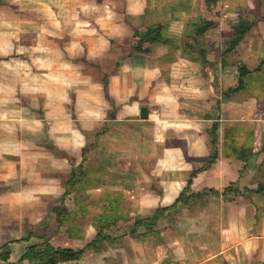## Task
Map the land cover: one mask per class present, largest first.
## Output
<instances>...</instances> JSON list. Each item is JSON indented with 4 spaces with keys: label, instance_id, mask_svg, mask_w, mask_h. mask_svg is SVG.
<instances>
[{
    "label": "crops",
    "instance_id": "0c3cea01",
    "mask_svg": "<svg viewBox=\"0 0 264 264\" xmlns=\"http://www.w3.org/2000/svg\"><path fill=\"white\" fill-rule=\"evenodd\" d=\"M112 1L124 5L126 14L115 29L112 22L109 31L99 29L103 33L96 31L85 45L75 39L62 44V72L48 59L45 79L32 76L30 88L19 89L7 102L13 106L0 103V264H30L19 259L43 238L57 248L84 251L79 261L64 264H264V0L263 14L252 18L240 9L228 10L221 0L210 5L204 0ZM151 14L168 18L154 25ZM241 21L253 24L241 30ZM156 28V42L146 40L136 49L135 33ZM133 48L140 58L131 54ZM164 64L167 83L157 68ZM241 66L250 74L237 93H230ZM162 84L175 98L155 90ZM23 98L29 101L23 104ZM153 101L162 108L155 124H166L177 139V148L165 150L156 162L162 168L169 158L176 167L153 214L134 219L151 218L156 209L173 204L187 184L189 168L195 167L193 172L208 161L214 124L218 154L191 181L189 194L200 197L167 211L180 220L169 223L166 212L148 235L145 226H134L135 220L130 233L119 237L124 229L117 224L129 220L119 211L129 204L96 196L103 189L118 190L124 181L105 185L104 178L133 176L135 162L146 160V141L135 142L131 134L126 157L105 154L102 132L109 124L125 127L119 124L125 122L144 133L146 120L139 109L146 107L151 120ZM184 155L190 161L184 162ZM81 167L84 179L71 186L72 171ZM91 177L99 178L100 187L87 188ZM72 188L76 202L65 198ZM154 236L159 244L146 256L144 241Z\"/></svg>",
    "mask_w": 264,
    "mask_h": 264
},
{
    "label": "rangeland",
    "instance_id": "374dc122",
    "mask_svg": "<svg viewBox=\"0 0 264 264\" xmlns=\"http://www.w3.org/2000/svg\"><path fill=\"white\" fill-rule=\"evenodd\" d=\"M109 1H111L110 4L101 3V0H0V103L7 104L8 101H14V97L16 96L15 92L17 93L19 89H29L32 84V76L35 77L38 75V77L45 79V76H42L45 74L42 70L44 69L45 72L48 59L55 64L54 67H56V72H62L63 67L61 62L64 59V50L61 48L62 44L75 39L81 45H85L88 38L97 36L95 33L96 31H100L99 29L109 31V26H111L110 24H112V22L113 28L115 29V25L118 23L120 17L121 19L126 17L124 11L125 8L124 5H119L112 0ZM120 1L121 0H119V2ZM221 2L224 3L230 11L240 9L242 13L246 14H241L244 15L245 18H252L256 13H258L257 16H260L262 13V7H260L261 0H221ZM259 2L260 4H258ZM188 3L189 2L187 1L185 5L187 6ZM173 8L174 7H172V10ZM110 11H114L113 16L99 19L100 17L109 14ZM165 11L169 12L167 8H165ZM167 18L168 16H166V18L152 16V22L154 25L156 23L162 24ZM239 20L244 19L239 17ZM199 21L200 19L197 21V24ZM252 24L253 23L250 21L240 22L241 27L246 25L248 29ZM100 32L103 33V31ZM102 41L105 42L100 39V42ZM125 42V45L129 44V41H123V43ZM112 44H114V42ZM53 46L57 47V49H55V52L52 51L49 53L48 48ZM72 47L76 48L74 46ZM111 50L113 53H116V49L112 48ZM138 53H140L139 50L137 51L135 48H133V50L131 49V54L140 58L141 54L138 55ZM239 56L245 58L244 51H241ZM105 63L109 64L110 61L106 58ZM139 64L140 61L137 60L136 65L139 66ZM157 68L161 73L159 79H162V81L167 83L169 81L167 77L169 74L167 71L169 68L168 65L164 64L162 67L158 66ZM231 75L234 76V74ZM198 84L202 85L200 82H198ZM162 88L165 91L168 90L164 84H162L160 89L156 88L155 90L157 92L159 90V93H164V96L166 95V97L169 96L168 98H171L172 96L175 98L174 92L170 96L171 91L165 93ZM177 94L178 91H176V95ZM21 100L23 101V104L26 103L24 102L25 100L29 101L28 98H23ZM156 103L157 102L153 101L149 104V107L153 110V116L151 120H146L144 133H142V129H137L133 126H126L125 122L119 123L120 125H123L124 123L125 127L119 128L118 125L109 124L111 128H107L102 132L105 134V136L104 134L102 135V141H105V144L102 143L104 145L102 148L105 154L117 153L122 157H126L128 150L126 139L131 134L135 136V142H137V140L139 143H144L146 141V145L142 147L146 160L145 162H135V170L132 173L133 176L130 175L128 180H126L125 177L104 178V183L106 182L105 185H109L110 183L117 185L118 182L120 183L122 180L124 181L118 190L114 189L110 191L101 189L102 193L96 196L99 201L102 202L107 196V199L108 197H112V201L117 203L119 202L123 205L129 204L127 210H125L126 206H123L125 208L119 211L120 218L129 219L128 221H121L117 224V227L124 229V231L119 234V237L122 235L126 236V234L130 233L132 222L134 223L136 220L133 217H146L153 214V207L158 205L157 198L163 195L160 190L165 188L164 185L166 184L171 185L172 182L170 181V178L174 177V168L176 166H173L172 162H175V160L173 161L167 158V161L163 162L162 166L164 167L162 168L160 163H157L158 161L156 162L158 158L163 157L165 150H174L177 148L175 145L177 141L175 136L176 131L170 129L165 130L166 124H161L163 125L161 128L158 127V124H155L158 122L159 112L161 113L162 111L161 106H157ZM10 106L13 105L10 103L2 105L3 108ZM203 125L208 124L205 123ZM114 127H117L118 130H114ZM216 129L213 131L215 143L218 140L215 134ZM110 133H114V135L116 133L119 134L118 139L110 138L112 136ZM234 133L235 134L231 139L235 137L237 131H234ZM165 134L167 135V138L165 137ZM215 143L214 148L216 150ZM138 149L140 150V148ZM218 150L224 151L221 146L218 147ZM187 161H190V159L186 158L184 155V162ZM126 166L130 167V164H126ZM193 169H195V167L189 168V172H187L188 175L191 174ZM161 173L163 176L166 174V177H161ZM247 177L251 181V176L247 175ZM98 179L99 178L94 179L93 177L88 178L87 188H94L96 186L100 187V180ZM172 180L174 181V179ZM73 189L74 188H72L68 194L65 192V198H68L69 201L76 202V198L73 195ZM170 196H173V194ZM64 199H61L60 201ZM250 209L252 208L250 207ZM57 214L58 212H56V215ZM166 216L171 224L175 223L176 218L179 220L182 218L181 216L176 217V213L173 212H167ZM141 229H143V227H141ZM144 230L146 231V228H144L143 231ZM154 237L156 238L146 239L144 241L146 246V256H149L151 251L154 250V244H159L158 236ZM122 245H124V247L126 246L123 243Z\"/></svg>",
    "mask_w": 264,
    "mask_h": 264
},
{
    "label": "trees",
    "instance_id": "16d2710c",
    "mask_svg": "<svg viewBox=\"0 0 264 264\" xmlns=\"http://www.w3.org/2000/svg\"><path fill=\"white\" fill-rule=\"evenodd\" d=\"M206 4L210 5L211 3H214L216 0H204ZM241 30H248L246 25L243 27H240ZM158 28L154 30H148L145 33H135V36L138 37V41L136 43V49L141 50V44L143 42L149 41V42H156L157 37L160 36V34L157 32ZM238 42V39H236ZM250 74V71L244 67L241 66L239 69V74L237 76V82L235 83L234 87L230 90V93H237L243 86V82L246 76ZM216 128V124L213 125L211 128L210 133V157L208 161L201 166L200 168L194 170L187 181V184L185 188L182 190V192L179 194L178 198L175 199L173 204L169 207L164 208H158L155 210L154 215L151 218L146 219H140L135 221L134 226H145L146 227V235L152 232V229L155 228V222L158 220H162L164 218V215L167 211L176 208L179 204H188L193 198H199L200 195L198 194H189L190 192V184L192 179L200 172L207 170L211 164L216 160L217 154L216 150L214 148V135L213 131ZM100 136V134L98 135ZM94 148V145L86 147V149L83 150L82 155L85 157L86 154H88L92 149ZM82 166V165H80ZM85 175L82 172V167L75 169L72 171L71 179H70V185H76L80 183L84 179ZM84 251L83 250H72L67 248H57L53 246L50 241L47 238H43L41 242H38L36 244L29 245L25 249L24 255L19 259V262L22 261H28L30 264H64L67 262H74L79 261L83 256ZM6 259V258H4Z\"/></svg>",
    "mask_w": 264,
    "mask_h": 264
},
{
    "label": "water",
    "instance_id": "95a60500",
    "mask_svg": "<svg viewBox=\"0 0 264 264\" xmlns=\"http://www.w3.org/2000/svg\"><path fill=\"white\" fill-rule=\"evenodd\" d=\"M139 117L141 120H147L148 119V109L146 107H141L139 109Z\"/></svg>",
    "mask_w": 264,
    "mask_h": 264
}]
</instances>
